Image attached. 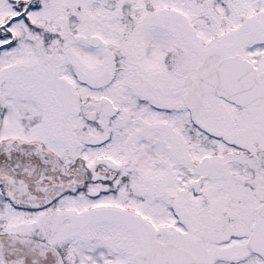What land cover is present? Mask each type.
<instances>
[{
    "label": "snow or ice",
    "instance_id": "obj_1",
    "mask_svg": "<svg viewBox=\"0 0 264 264\" xmlns=\"http://www.w3.org/2000/svg\"><path fill=\"white\" fill-rule=\"evenodd\" d=\"M0 264H264V0H0Z\"/></svg>",
    "mask_w": 264,
    "mask_h": 264
}]
</instances>
